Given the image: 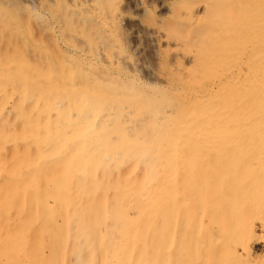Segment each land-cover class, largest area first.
Segmentation results:
<instances>
[{
	"label": "rangeland",
	"instance_id": "obj_1",
	"mask_svg": "<svg viewBox=\"0 0 264 264\" xmlns=\"http://www.w3.org/2000/svg\"><path fill=\"white\" fill-rule=\"evenodd\" d=\"M215 2L94 0L95 23L80 27L76 40L57 42L58 33L34 22L28 39L25 25L18 30L0 15V264H102L97 229L105 264L123 262V245L130 264H264V232L252 230L259 221L264 231V90L255 107L208 97L195 108L197 133L180 131L191 122L181 119L190 106L181 75L188 64L173 61L170 48L196 57L204 84L208 72L222 65L232 71L245 50H261L245 17L264 15V1L217 3L231 17L233 8L238 12L237 47L231 21L220 23ZM21 15L27 21V10ZM156 32L172 47L158 43ZM233 48L240 49L236 60ZM111 51L128 64L107 63ZM102 67L111 77L105 83L97 77ZM150 99L157 102L151 113ZM173 134L175 167L164 156ZM144 150L155 165L148 182L137 159ZM190 159L198 180L216 167L224 180L197 184L187 173ZM47 212L56 232L44 223ZM136 212L132 242L118 214Z\"/></svg>",
	"mask_w": 264,
	"mask_h": 264
},
{
	"label": "bare ground",
	"instance_id": "obj_2",
	"mask_svg": "<svg viewBox=\"0 0 264 264\" xmlns=\"http://www.w3.org/2000/svg\"><path fill=\"white\" fill-rule=\"evenodd\" d=\"M181 1H187V0H181ZM229 1V0H228ZM255 4H258L264 0H253ZM97 2V1H95ZM221 2V0H220ZM217 2V3H220ZM247 2V1H246ZM191 3V2H190ZM216 3V2H215ZM215 4L216 6L213 7L215 10L216 15H218L220 18V23L223 20H230L231 23L229 22V27L232 28V31L234 32V36L232 39V43L235 44V46H238V39H239V27L238 25L241 22V19H239L238 12L236 8L232 9L233 10V15H229V11H226L225 7H222L219 4ZM222 3V2H221ZM248 3V2H247ZM253 3V5H254ZM185 4V3H184ZM234 4V3H233ZM169 5V4H168ZM251 5V4H250ZM170 6V5H169ZM249 6V3H248ZM201 8V7H199ZM27 10L28 12V18L27 21L22 22L20 19V15L22 14L23 10ZM95 4L94 0H0V15L5 16L7 19H10L11 24L12 22L16 24L18 30L21 29V25H25L26 30H22L24 34L28 37V39H32L33 33L31 31V25L33 22L42 30L45 31V33H58V39H54L55 42L59 41L60 39H63V37L67 40L75 39V37H78V29L80 30V27L86 25V30L89 28L88 26L92 25V23H95V18L93 15V12L95 10ZM205 9V7H204ZM203 7L202 10L204 11ZM22 10V11H21ZM239 10V9H238ZM237 12V13H236ZM240 12V11H239ZM21 13V14H20ZM226 13V14H224ZM121 14V13H120ZM119 14V16H120ZM227 15V16H226ZM22 16V15H21ZM105 16V15H104ZM108 17V16H107ZM264 15L262 13H252L249 16L245 17V20L251 23L250 29L253 31L255 34V37H257V40L255 42L256 47H260V52L257 53L256 55L253 53L255 50L249 49L245 50L244 56L240 58V61L238 60L236 65L234 66L233 70L231 71L229 68L226 66L222 65L220 68L217 69L216 72H208L207 73V80H209L206 84L203 83V77H200L198 74L199 71V64L195 56H191L190 54L186 53L184 50L183 52H175V47L170 48L171 50L169 53L171 54V57L173 58V61L180 60L181 62L188 64V67L186 66L182 70V74L184 75V81L187 84V87H189L190 92H189V111L185 112L183 118L181 119H189L187 124H182L181 123V132L186 135V137L197 133L194 128V123H197L196 120H199L200 118L198 117L197 114H195L196 107L198 104L201 102L207 103L211 102L209 99L211 98L212 100L214 99H225L227 102L231 103L233 101H239V100H248L251 107H255V102H256V95L261 93L264 90V25L263 24H256L260 21H263L262 18ZM105 19V18H104ZM233 19V22H232ZM239 19V20H238ZM98 21V20H97ZM236 21V22H235ZM32 22V23H31ZM183 22V21H182ZM203 22V21H201ZM206 22V21H205ZM213 22V21H212ZM22 23V24H20ZM98 23V22H97ZM187 23V22H186ZM204 23V22H203ZM207 23V22H206ZM261 23V22H260ZM110 24V23H109ZM210 24V23H209ZM213 24V23H212ZM201 25V24H200ZM207 25V24H206ZM120 27V26H119ZM218 27V26H217ZM15 28V27H14ZM84 28V27H83ZM221 30V29H220ZM154 31V30H153ZM40 32V31H39ZM155 32V31H154ZM81 33V32H80ZM157 33V40L158 43H164L167 46H171V42L167 40V36L165 34H162L160 32ZM57 35V34H56ZM156 36V35H155ZM64 40V39H63ZM65 41V40H64ZM76 42V41H75ZM74 42V43H75ZM78 42V41H77ZM82 42V41H81ZM65 43V42H64ZM62 44V41L61 43ZM73 44V43H72ZM85 44V43H84ZM70 46V44H69ZM76 46V44H75ZM105 46V45H104ZM174 46V45H173ZM172 47V46H171ZM107 48V47H106ZM117 48V47H116ZM253 48L255 46L253 45ZM61 49V48H60ZM66 49V48H65ZM86 49V48H85ZM177 49V48H176ZM87 50V49H86ZM101 50V49H100ZM189 50V49H188ZM194 50V49H193ZM70 51V50H69ZM80 51V50H79ZM84 51V50H83ZM177 51V50H176ZM182 51V50H181ZM187 51V50H186ZM86 52V51H85ZM195 52V51H194ZM67 53V52H65ZM69 53V52H68ZM72 54V53H71ZM80 54H82L80 52ZM101 54V52H100ZM115 54V53H114ZM113 54V51L111 53L109 52L107 63L110 65L115 63L118 65L128 64L127 59H121L119 56H115ZM232 54L233 57L236 56L235 60L237 59V56L240 54V49L239 52L238 50H235L234 48L232 49ZM99 55V54H98ZM65 56V54H64ZM67 56V55H66ZM83 56V55H82ZM95 56V55H93ZM104 56V55H103ZM77 57V56H76ZM96 57V56H95ZM107 57V56H106ZM103 58V57H101ZM94 59V58H93ZM96 59V58H95ZM81 60V59H79ZM98 60V59H97ZM103 60V59H100ZM77 61V60H76ZM104 61V60H103ZM71 62V61H70ZM75 63V62H74ZM106 63V64H107ZM176 63V62H175ZM66 64V63H65ZM104 65V62L102 63ZM180 64V63H179ZM117 65V66H118ZM183 65V64H182ZM102 66V65H101ZM108 66V65H107ZM106 66V67H107ZM172 66V65H171ZM170 66V67H171ZM174 66V65H173ZM83 67V66H82ZM104 67V66H103ZM102 67V68H103ZM190 67V68H189ZM111 68V67H110ZM174 68L175 67H171ZM86 69V68H85ZM112 69V68H111ZM117 69V68H116ZM115 69V70H116ZM180 69V68H179ZM192 69V71H191ZM103 72L99 73L97 77L99 80L103 81L104 83L106 81H109V75L107 68H103ZM173 70V69H172ZM100 71V70H98ZM113 71V69H112ZM117 71V70H116ZM122 72V69H121ZM175 72V71H174ZM178 72V71H177ZM181 72V71H180ZM111 73V72H110ZM119 73V72H118ZM166 74V73H165ZM114 75V74H113ZM180 75V76H181ZM120 76V74H119ZM178 78V75H176ZM159 77H162L159 76ZM111 78V77H110ZM169 78V77H168ZM122 80V78H121ZM164 80V79H163ZM120 81V80H119ZM126 81V80H125ZM125 81H120V82H125ZM168 81V80H166ZM170 81H172L170 79ZM178 81V80H177ZM176 81V82H177ZM102 82V83H103ZM117 82V81H116ZM164 83V82H163ZM170 83V82H168ZM172 83V82H171ZM183 83V82H182ZM113 84V83H112ZM131 84V83H130ZM180 84V83H179ZM73 85V84H72ZM124 85V84H123ZM164 85V84H163ZM169 85V84H168ZM170 86V85H169ZM166 87V86H165ZM31 88V87H30ZM169 89V88H168ZM172 89V88H171ZM170 89V90H171ZM174 89V88H173ZM186 89V88H184ZM27 90V89H26ZM182 90V89H181ZM173 91V90H172ZM137 92V91H136ZM140 92V91H139ZM184 93V92H183ZM119 94V93H118ZM171 94V93H170ZM174 94V93H173ZM141 96V94H140ZM168 96V95H167ZM210 97V98H208ZM29 101V100H28ZM78 101V100H77ZM149 107H148V112L151 110H154L156 108L157 102H154L153 99L149 100ZM186 101V100H185ZM176 105V104H175ZM136 106V104H135ZM137 107V106H136ZM207 107V106H206ZM104 109V108H103ZM106 109V108H105ZM119 111V110H118ZM143 111V110H142ZM147 112V111H146ZM163 112V111H162ZM191 112V113H190ZM210 115V111H207ZM151 113V112H149ZM168 113V111H167ZM192 114V115H191ZM152 115V114H151ZM87 117V116H86ZM169 117V116H168ZM161 119V118H160ZM139 120V119H138ZM193 120V121H192ZM141 121V120H140ZM77 122V120H76ZM143 122V121H142ZM128 127V126H127ZM204 127V126H203ZM134 129V128H133ZM179 131L180 127L176 128ZM206 129V128H205ZM160 130V129H159ZM167 130V129H166ZM232 130V129H231ZM96 133V132H95ZM203 135V134H202ZM93 136V135H92ZM95 136V135H94ZM129 136V135H128ZM183 136V135H181ZM174 138H170L168 141L170 145L168 146L169 151L164 155L165 160H168L172 163L173 167H175V146H176V141H175V135L173 134ZM17 139V138H16ZM72 139V138H71ZM75 139V138H74ZM73 139V141H75ZM78 140V139H77ZM76 140V141H77ZM75 141V142H76ZM68 142V141H67ZM146 142V141H145ZM82 145V144H81ZM178 145V144H177ZM80 146V145H79ZM136 146V145H135ZM145 147V146H143ZM62 149V148H61ZM66 149V148H65ZM178 149V148H177ZM78 150V149H77ZM142 150V148H141ZM187 150V149H185ZM159 152V151H158ZM69 153V152H68ZM85 153V152H84ZM184 153V152H183ZM61 154V153H60ZM116 154V153H115ZM118 155V154H116ZM109 157V156H107ZM116 157V156H115ZM57 159V158H56ZM107 159V158H106ZM137 159L138 161H141L140 164V169L143 171L145 174L144 178L146 181H149V175L151 171L154 168V163H153V158L150 156L148 151L144 150L141 151L137 154ZM177 159V158H176ZM51 160V159H50ZM53 160V159H52ZM81 160V159H80ZM198 160V159H197ZM132 161V160H131ZM220 161V160H219ZM43 162V161H42ZM126 162V161H125ZM193 160H189V164L191 167L187 169V173L189 174L190 178L194 181H196L197 184H203L204 186L209 185L211 186V181L214 179H218L219 182H222L224 180V171L223 168H214V169H208L207 172L209 175H204L203 177H200L198 180L197 177V170L194 169L193 166ZM72 163V162H71ZM115 163V162H114ZM218 163V162H217ZM70 164V163H69ZM178 164V163H177ZM89 165V164H88ZM121 166V165H120ZM72 166H70L71 168ZM48 168V167H47ZM69 168V167H67ZM78 168V167H77ZM108 168V167H106ZM9 171L12 172L11 169ZM46 171V170H45ZM212 171V172H211ZM211 172V174H210ZM92 174V173H91ZM89 173V175H91ZM41 175V174H40ZM16 177V175H15ZM24 177V176H23ZM34 175L32 176V178ZM71 177V176H70ZM27 178V177H26ZM93 181V183H96V179L94 175H91L89 177ZM34 180V179H33ZM169 181V182H168ZM146 182V183H147ZM152 182V181H151ZM200 182V183H199ZM215 182L212 181V184ZM169 184L168 186L173 185V177L169 178L167 180V183ZM224 185V184H223ZM136 186V185H135ZM208 187V186H207ZM179 188V187H178ZM210 189V187H208ZM21 189V188H20ZM34 190V189H33ZM129 190V189H128ZM40 191V190H39ZM145 191V190H144ZM1 192V191H0ZM118 192V191H117ZM130 193V192H129ZM71 195V194H70ZM99 195V193H98ZM102 195V194H101ZM99 195V197H101ZM117 195V194H116ZM129 195V194H128ZM132 195V194H131ZM129 195V196H131ZM135 195V194H133ZM179 195V194H178ZM177 195V197H179ZM145 196V195H144ZM134 197V196H133ZM132 198V197H131ZM137 198V197H136ZM126 200V198H125ZM73 201V200H72ZM71 201V202H72ZM123 201V200H122ZM50 203V202H49ZM107 203V201H106ZM129 203V202H128ZM127 203V204H128ZM134 203V202H133ZM52 204V203H51ZM73 204V203H72ZM71 204V205H72ZM102 204L104 205L103 207L105 208V201L102 200ZM108 204V203H107ZM49 205V204H48ZM109 205V204H108ZM129 205V204H128ZM125 205V206H128ZM203 205V204H202ZM68 208V207H67ZM39 209V208H38ZM37 209V210H38ZM171 210H168V220L172 217V226L174 227L175 225V215L173 212L172 207L170 206ZM43 210V208H42ZM40 211V210H39ZM125 211V210H124ZM112 212V211H111ZM49 212L46 213V217L44 218V223L47 224L48 227H50L52 232H56L54 220L52 219L51 215L48 214ZM110 213V212H109ZM108 213V215H109ZM117 213V212H116ZM125 213V212H123ZM118 214V219L121 222L123 231L122 235H125L126 237L130 238V240L133 242V238L135 237V234H133L132 231H135L136 226H138V220L140 219L139 213L133 214L131 217L126 216L125 214ZM127 213V212H126ZM40 214V213H39ZM48 214V215H47ZM111 214V213H110ZM69 215V214H68ZM115 215V214H114ZM41 216V215H40ZM71 217V216H70ZM109 217V216H108ZM160 215L157 216L159 218ZM128 220H132L131 222H128ZM200 220V219H199ZM208 220V219H207ZM65 222V220H63ZM112 221V220H111ZM193 221V220H192ZM183 223V220L181 221ZM259 222V221H258ZM252 223V230L255 232H264L263 231V225L260 223ZM200 224V223H199ZM69 225V224H68ZM177 226V223H176ZM179 227V226H178ZM190 227V226H189ZM177 228V227H176ZM195 228V226H194ZM190 229V228H189ZM199 229V227H198ZM217 230V229H216ZM251 230V229H250ZM97 236H98V246H99V259L102 264H105V259H106V250L103 246V241L101 239L100 233L98 229L94 231ZM217 234V233H216ZM109 235V234H108ZM84 236V234H83ZM113 236V235H112ZM113 238V237H112ZM166 238V237H165ZM264 238V235L261 234L259 236V240ZM186 239V238H185ZM198 241H202V238H199L197 236ZM106 238H104V241ZM167 240V238H166ZM263 241V240H262ZM118 242V241H117ZM116 245V244H115ZM165 246V253L164 255L167 254L166 252L168 251L169 245H164ZM189 246V245H188ZM90 249V248H89ZM122 251L124 252L126 258L123 260L122 263L120 264H130L131 261L129 260V255H128V247H125L124 245L121 247ZM172 250V249H171ZM170 250V251H171ZM166 256V255H165ZM117 257V255H116ZM98 258V256H97ZM95 259V258H94ZM31 260V259H30ZM94 261V260H93ZM96 261V259H95ZM97 262V263H98ZM108 262V261H107ZM83 263V262H82Z\"/></svg>",
	"mask_w": 264,
	"mask_h": 264
}]
</instances>
